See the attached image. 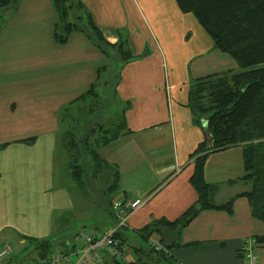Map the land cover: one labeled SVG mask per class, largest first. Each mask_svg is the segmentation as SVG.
<instances>
[{
	"label": "crops",
	"instance_id": "obj_1",
	"mask_svg": "<svg viewBox=\"0 0 264 264\" xmlns=\"http://www.w3.org/2000/svg\"><path fill=\"white\" fill-rule=\"evenodd\" d=\"M81 1L92 14L105 40L111 44L125 40L133 57L122 69L116 86L117 99L121 104L117 110L111 106L113 113L117 111V116L121 115L122 120L124 118L131 133H121L113 143L93 149L103 160L97 173H94V164L87 151L79 145L75 149L67 147L63 140L67 131L63 125L67 118H61L63 123H60L58 112L66 107L76 109L78 103L74 100L92 84L100 56L78 33H72L64 45L54 42L52 31L59 17L51 0H21L10 20L11 30L8 29L6 35L0 30V99L4 105L18 107L17 112L23 111L30 116V127L15 129L20 122H8L3 118L0 102V210L6 208L0 235H16L14 242H0L1 248L7 246L10 249L9 255L0 264L6 260L9 263L5 264H19L9 261L10 256L14 252L25 251H28L27 264H35L33 239H49L45 237L50 234V229L63 225L53 221L52 212L55 203L63 200L68 203V196L60 187L72 180L77 187L83 188V179L86 182L98 179L104 169L110 173L113 180L110 189L117 195L110 207L116 200H140L143 203L138 210L130 213L119 230L128 244V250L118 261L120 264L134 261L136 264L141 255L137 250L142 247H132L131 250L129 246L137 238L145 241L146 245L152 238L160 244L172 245L168 255L175 264H244L242 245L247 240H253L258 264H264V223L252 216L251 202L246 197L235 198L230 213L204 210L179 231L161 228L179 218L197 201V194L189 181L194 165V158L190 156L205 137L195 134L186 146L181 147L185 129L180 123V110L190 111L187 104L191 79L221 71L219 66L213 72L204 73L206 66L200 61L205 58L204 51H201L189 60V64L196 67L195 72L189 67L190 82L180 85L176 72L172 75L176 66L166 64L167 56L160 51L158 36L153 39L150 30L152 25L156 28L167 25L168 21L164 20L166 14L178 25L187 27L186 20L190 19V24L199 26L194 16L181 13L174 0ZM165 2L168 13L162 9ZM142 11L147 12L149 21ZM210 47L216 58L218 51L213 45ZM9 57L10 63L5 60ZM93 59H96L95 70L91 66ZM224 59L218 57L220 63ZM168 109H171L172 117ZM35 119L38 126L33 125ZM28 140L32 141L28 143ZM214 159L216 163L208 170ZM232 160L236 161L234 167L238 164L235 173L229 171L233 166ZM73 161L79 166V175L72 174ZM205 163L204 180L208 173V179L217 186L212 188V191H218L216 204L225 202L220 198L226 184H241L242 191L234 197L249 190L245 187L249 181L239 180L244 174L241 147L212 153ZM87 172L91 174L85 177ZM233 176L235 178L232 179ZM115 181L117 185L112 187ZM20 185L33 188L28 196L23 197L31 210L25 209L24 212L28 215L39 212L31 223H25L22 231L10 223L13 220L10 216L15 213L5 205L13 201L12 193L20 194L21 190L11 189ZM20 200L22 198L18 196L14 202ZM41 208L47 209V212L44 213ZM117 225L118 221L106 230H114ZM152 226V231L144 239L142 230ZM21 236L28 237L32 243ZM77 245L72 243L64 246L63 250L71 251ZM115 261L106 255L104 263L119 264ZM87 264L96 263L88 261Z\"/></svg>",
	"mask_w": 264,
	"mask_h": 264
},
{
	"label": "trees",
	"instance_id": "obj_2",
	"mask_svg": "<svg viewBox=\"0 0 264 264\" xmlns=\"http://www.w3.org/2000/svg\"><path fill=\"white\" fill-rule=\"evenodd\" d=\"M20 1L0 0V10L10 11L9 20L16 12ZM174 1L181 13L194 16L199 26L211 39L213 48L222 55H227L239 71L228 69L191 79L187 106L193 115V122L202 126L201 118H206L203 124L205 138L190 156L194 158V165L189 181L197 194V201L179 218L167 222V226L161 228L179 231L187 227L204 210L230 213L233 201L237 197L248 198L251 202L252 216L264 223V0ZM51 2L59 17L52 31L56 44H66L72 33L81 34L105 57L110 58L113 52V56L118 57L122 62L121 72L133 59L125 40H119L115 44L105 40L102 32L96 27L92 14L81 0H51ZM103 70L106 69L97 68L96 80L74 102L83 104L89 98H96L99 77L104 75L103 72L101 73ZM119 81L120 78H117L116 86ZM112 125L110 129L106 128L104 131L98 129L96 132L92 131L95 128L89 127L90 135L83 136L82 146L76 143L77 138L73 131L64 134L63 140L69 149L78 148L79 145V148L82 147L83 151H87L94 164V173L100 170L103 160L93 149L113 143L121 133H131L124 118L121 122H113ZM95 134H97L96 137ZM91 138L94 140L92 141ZM232 147L242 149L244 174L239 180L249 181L251 190L235 196L226 203L216 204L209 197L211 192L204 180V165L210 154ZM72 168L76 169L72 171V174L79 175V166L75 165V161L72 162ZM116 185L117 181L112 187ZM153 227L142 230L144 239ZM159 230L160 228L158 232ZM115 236L124 245L127 244L122 232H116ZM21 238L31 240L25 236ZM33 241L35 242L34 251H36L35 264L47 261L50 256H54L51 240L33 239ZM161 246L163 250L159 252L148 245L139 248L137 252L141 255L137 258L136 264L161 263L165 260L169 263L173 262L172 257L168 255L169 249L173 246L164 244ZM71 251L63 250L59 253L67 254ZM115 262L120 264L118 261ZM131 264H135V261Z\"/></svg>",
	"mask_w": 264,
	"mask_h": 264
},
{
	"label": "rangeland",
	"instance_id": "obj_3",
	"mask_svg": "<svg viewBox=\"0 0 264 264\" xmlns=\"http://www.w3.org/2000/svg\"><path fill=\"white\" fill-rule=\"evenodd\" d=\"M167 8H168V4L165 2L162 9L166 13H168ZM165 12L164 14H166ZM142 13L144 14L145 18L149 21V16L147 12L142 11ZM9 15H10L9 10H4V11L0 10V30L3 31V34L5 35L8 34V29L11 30L12 28V22L9 20ZM171 19L172 18L168 17V14H166L164 15V20L168 21L167 25L164 24L163 27H159V28H156L154 25H152L151 30H150V26L148 25V28L151 34L153 35V39L154 38L156 39V37L158 36L157 43L160 46V51L161 52L163 51L167 56L166 64L169 65L170 63L171 65L173 64V67L176 66L172 71V75L174 74V72H176V75L179 76L178 82L180 83V85L182 83L190 82L188 81L189 77L191 76V73L189 72V67L194 72L196 70V67L194 65L189 64V60H193L195 57H197V54L201 51H204V58H205V59H201L200 61L201 64L206 66V70L204 71V73L205 72L210 73L209 71L213 72L219 66L221 72L226 71L228 69L239 71L237 67L235 68V63L227 55L225 56L220 55V52L218 51V55L216 56V58H214V56L212 55L213 52L211 51V47H210V45L212 46L211 39L208 37L207 34H205V32L202 29H200V27L196 23L195 24L197 25V27L194 23L190 24V19L186 20L187 21V27H186V26L178 25L177 21ZM191 19L194 20L192 17ZM208 51H210V54L206 55ZM95 52H97L100 56V61L97 63L98 65L97 68L106 69L101 71V73L103 72L104 75L102 74L103 75L101 76L102 78L99 77V86L97 88L98 94L96 98H89L85 102H83V104L81 102L78 103V105H76V109L69 108L66 111L60 109L58 115L56 113L58 117L57 120L60 123H63L61 121L63 119L61 118H67V120L63 125V128L67 130L66 131L67 134L73 131L75 137L77 138L76 143H79L81 146H82L81 139L83 138V136L85 135L89 137L90 135L88 132L89 127L95 128L92 130L95 132L98 131V129L104 131L106 130V128L110 129V126L113 127L112 125L113 122L122 121V116L121 115L117 116L119 114V113L117 114V111L113 113L111 107L113 106L117 110V106L118 105L120 106L121 104L117 99V95H115L116 94L115 81L117 78H120L119 75L121 73L122 62L118 57L113 56V52L111 53L112 56H110V58L105 57L96 48H95ZM221 56L225 58L223 63H220L218 61V57L221 58ZM5 60L8 63H10V57ZM9 66L14 67L11 64H9ZM91 66L92 69L96 68V59L92 60ZM96 70H95V76L93 82L96 80ZM173 81L174 78L173 80H171V82ZM1 94L2 93H0V95ZM0 102H1L2 117L8 120V122L11 121L20 122L15 129L21 128L20 130L22 129L26 130V127H30L28 122L30 116H28L23 111L17 112L18 107L4 105L2 99H0ZM58 103H60V101ZM169 111L172 117L171 109H168V112ZM180 112L182 113V115L180 116V123L181 126L185 129L181 144L182 147L184 145L186 146L193 139L195 134H197V137L199 136L201 137L202 135H204L203 129H205V126L203 124L206 122V118L203 119L201 118L202 126H200L193 124V115L190 111H189L190 115L187 109H182L180 110ZM54 115L55 114L53 113L52 116L54 117ZM33 125L38 126L36 119ZM166 126L167 125L164 126L165 130L167 129ZM96 136L97 134H95V137ZM91 140L93 141L94 138H91ZM68 141L70 142V140ZM215 160L216 159L210 162V166L208 170L212 168L213 165L216 163ZM235 163L236 161L232 160L233 166L229 170L234 173L238 169V164L236 167H234ZM205 168L206 166L204 165V170ZM74 171H76L75 168ZM90 174L91 173L87 172L85 177H88ZM207 174H206L207 181L205 180V183L210 187L211 193L209 194V197H211V201L215 203V199L219 198L217 194L218 191H211V189L217 186L214 185V183L208 179ZM209 174H211V172H209ZM233 178H235V176H233L232 179ZM84 180L85 179L82 180V184L84 183L83 188L77 187L72 180H68L67 183L64 182V186L60 187V189H62L64 193L68 196V203L65 202L64 200L60 203H55L54 204L55 208L52 209V212H53V221L57 220L59 223H62L63 225L61 227L56 226L55 228L50 229V234H48L45 237L53 241L52 251L54 253H59L60 251H62L64 246H69L72 243L74 244L79 243L80 239L78 233L81 231H90L91 229H97L98 231H107L106 229L109 230L111 227L115 225V222H117L113 217L114 215L111 209L112 207H110V203L117 196L116 191H112L110 189L111 185L113 184V180L110 173L104 169L102 174L99 175L98 179H94L88 182ZM233 183L235 184V181ZM240 187L241 184L238 183H236L233 186H228L226 184L222 191V195H221L222 198H220L221 201L225 200V202L223 203L229 201V199L232 198L234 194H237L239 193V191H242ZM245 187L247 189L249 188V190L246 191L249 192L251 190V183L249 182V185H246ZM11 189L12 191L21 190V192L20 194H18L17 192H15L14 194L12 193L13 201L11 203H5V205L9 208V210L15 213L10 216L11 220L13 219L10 223H12L13 226H18L15 228H19L20 231H22L21 228L24 227L25 223L26 222L31 223L32 218L36 217L39 214V212L37 211L29 215L24 212L25 209L27 211H31L30 209L27 208L26 206L27 200L24 201L23 197L28 196L29 192L33 190V188H30L29 186L20 185V186L12 187ZM18 196H21L22 200L18 202H14L17 200ZM41 210H43L44 213L47 212V209L45 208H41ZM5 212H6L5 207L2 210H0V229L3 228V224L5 223L4 220ZM17 216L18 218H16ZM15 239H16V235H8V236L0 235V242L7 241L11 243L14 242ZM151 240H154V238H152ZM130 245L131 246H129V248L132 250V247H139V246L144 247L146 243L145 241L137 238V240ZM126 248L128 250V244L126 245ZM162 250L163 249H161L160 251ZM27 253L28 251L22 253L14 252L12 256H10L11 261L12 262L16 261L19 264H27V262L25 261V259L27 258L26 256ZM71 261L73 262L74 258H72ZM3 263L5 264L9 262L8 260H6ZM152 264H174V263L173 262L169 263L166 262L165 260L162 261L161 263L155 262Z\"/></svg>",
	"mask_w": 264,
	"mask_h": 264
},
{
	"label": "built area",
	"instance_id": "obj_4",
	"mask_svg": "<svg viewBox=\"0 0 264 264\" xmlns=\"http://www.w3.org/2000/svg\"><path fill=\"white\" fill-rule=\"evenodd\" d=\"M143 203L140 200L133 202L115 201L112 203V212L114 217L118 221L117 228L106 232H92L81 231L78 233L80 242L78 245L67 254L55 253L54 256H50L47 261H43L39 264H87L88 261H93L96 264H105L104 260L106 255L110 258L119 261L126 253V244L121 242L119 238L115 236L116 232L125 225L128 216L131 212L138 210ZM161 244L151 240L149 247L155 251H160ZM255 241L247 240L244 242L241 248L242 259L244 264H258V257L254 251ZM10 253V249L5 246L0 248V262L6 258ZM74 258L72 262L71 259Z\"/></svg>",
	"mask_w": 264,
	"mask_h": 264
}]
</instances>
